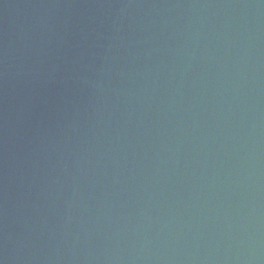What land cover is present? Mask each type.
I'll use <instances>...</instances> for the list:
<instances>
[{
  "label": "water",
  "instance_id": "1",
  "mask_svg": "<svg viewBox=\"0 0 264 264\" xmlns=\"http://www.w3.org/2000/svg\"><path fill=\"white\" fill-rule=\"evenodd\" d=\"M0 264H264V0H0Z\"/></svg>",
  "mask_w": 264,
  "mask_h": 264
}]
</instances>
